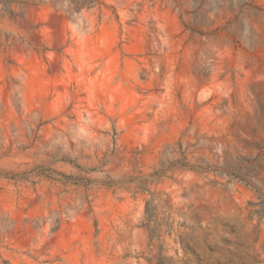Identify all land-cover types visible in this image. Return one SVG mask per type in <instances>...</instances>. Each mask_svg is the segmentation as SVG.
I'll list each match as a JSON object with an SVG mask.
<instances>
[{
	"label": "rangeland",
	"instance_id": "374dc122",
	"mask_svg": "<svg viewBox=\"0 0 264 264\" xmlns=\"http://www.w3.org/2000/svg\"><path fill=\"white\" fill-rule=\"evenodd\" d=\"M0 264H264V0H0Z\"/></svg>",
	"mask_w": 264,
	"mask_h": 264
}]
</instances>
